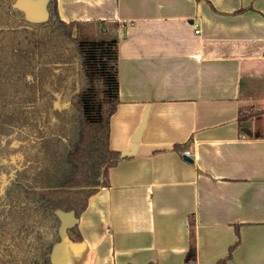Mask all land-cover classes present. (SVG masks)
Returning a JSON list of instances; mask_svg holds the SVG:
<instances>
[{
	"label": "crops",
	"instance_id": "1",
	"mask_svg": "<svg viewBox=\"0 0 264 264\" xmlns=\"http://www.w3.org/2000/svg\"><path fill=\"white\" fill-rule=\"evenodd\" d=\"M48 0H22L27 23ZM82 36L117 39L109 169L52 264H264V0H56ZM198 30V33H195ZM180 146V148H176ZM189 149L191 155L184 151ZM190 158L191 160H187ZM193 221L195 259L184 260ZM77 225L80 241L66 228ZM223 260V261H222Z\"/></svg>",
	"mask_w": 264,
	"mask_h": 264
},
{
	"label": "trees",
	"instance_id": "2",
	"mask_svg": "<svg viewBox=\"0 0 264 264\" xmlns=\"http://www.w3.org/2000/svg\"><path fill=\"white\" fill-rule=\"evenodd\" d=\"M12 4L0 0V136L27 128L35 139L29 165L6 186L0 264H52L57 211L77 217L109 185V169L121 159L109 143L118 103L117 39L83 38L78 21L59 18L56 0L47 1L48 18L35 24L20 21ZM263 112L240 107L239 127ZM189 224L186 263L196 250ZM66 234L81 239L76 224Z\"/></svg>",
	"mask_w": 264,
	"mask_h": 264
},
{
	"label": "flooded vegetation",
	"instance_id": "3",
	"mask_svg": "<svg viewBox=\"0 0 264 264\" xmlns=\"http://www.w3.org/2000/svg\"><path fill=\"white\" fill-rule=\"evenodd\" d=\"M16 17L24 21L20 11ZM25 22V21H24ZM34 136L27 128L14 129L0 136V213L7 209L5 197L6 186L18 170L29 165L30 147H34Z\"/></svg>",
	"mask_w": 264,
	"mask_h": 264
},
{
	"label": "water",
	"instance_id": "4",
	"mask_svg": "<svg viewBox=\"0 0 264 264\" xmlns=\"http://www.w3.org/2000/svg\"><path fill=\"white\" fill-rule=\"evenodd\" d=\"M17 8L21 9L22 7L20 5H16ZM27 19H31L33 21V24L35 23H39V22H43L45 21L47 18H48V11L45 7L44 9V15L43 17L37 19H33L32 17H28L26 16ZM146 118H147V110L145 111L143 117H142V121H141V124L138 128V130L136 131V133L133 135L131 141H130V146L127 150H123L120 152V157H126V156H131V155H134L135 152H136V148H137V144L140 140V136H141V133H142V130H143V127H144V124L146 122ZM187 160H191L190 158H187Z\"/></svg>",
	"mask_w": 264,
	"mask_h": 264
},
{
	"label": "rangeland",
	"instance_id": "5",
	"mask_svg": "<svg viewBox=\"0 0 264 264\" xmlns=\"http://www.w3.org/2000/svg\"><path fill=\"white\" fill-rule=\"evenodd\" d=\"M22 0H13V4L16 6V5H19V4H22L21 3ZM83 38L85 39H91V40H101V39H106V37L104 36H93V37H90V36H84Z\"/></svg>",
	"mask_w": 264,
	"mask_h": 264
},
{
	"label": "built area",
	"instance_id": "6",
	"mask_svg": "<svg viewBox=\"0 0 264 264\" xmlns=\"http://www.w3.org/2000/svg\"><path fill=\"white\" fill-rule=\"evenodd\" d=\"M195 33H198V30H195ZM184 154L187 155V156H190L191 155V151L189 149H187V150L184 151Z\"/></svg>",
	"mask_w": 264,
	"mask_h": 264
}]
</instances>
